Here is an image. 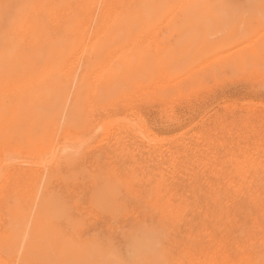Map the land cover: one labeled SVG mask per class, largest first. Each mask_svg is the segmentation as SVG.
Returning <instances> with one entry per match:
<instances>
[{
  "label": "bare ground",
  "instance_id": "bare-ground-1",
  "mask_svg": "<svg viewBox=\"0 0 264 264\" xmlns=\"http://www.w3.org/2000/svg\"><path fill=\"white\" fill-rule=\"evenodd\" d=\"M219 1L217 2L222 3ZM171 2V5L177 9H188L192 5V0H171ZM258 3H260L258 4L259 12L262 14L263 4L260 0ZM165 4L162 0H0V264H69V262L76 264L78 256L71 253L72 249L69 248L70 253H65L69 249L63 247L62 240H59L62 238L58 239L53 230L40 225L39 218L37 219V216L33 214V207H27L29 201L34 199L31 198V192L35 186L42 183L41 180L45 176L51 177L50 174L65 166H76L82 162L81 154L90 152L91 149L111 150L113 142L118 146L126 138L147 141L157 147L159 144H168L169 149L174 151L171 156L173 159L170 160L172 161L170 166L173 169L177 171L179 167L180 169L185 167L187 171L195 170L196 179L188 184L185 182L166 184L163 179L157 182L154 201L159 207L169 210L173 201L179 196L176 192L178 187L176 189L170 187L178 184L181 188L189 190L188 185L191 184L190 190L204 191L201 198L205 200L209 220L223 222L219 232L223 237L238 233L248 240L257 237L259 232H264V178L262 177L264 147H262V141L252 140L251 136H243L239 141H234L233 138L230 139L231 141L215 138L208 126L215 123L216 128L221 123L219 120L217 122L210 120L205 123L202 119L204 123L201 125L198 122H192L188 127L185 126L183 132L166 138H159V134L155 132V128L159 125L180 122L181 118L178 117L179 114L176 115L173 104L190 96V91L194 88L192 86L203 70L200 69L203 65H200L198 68L200 71H196L192 54H171V49L164 50L158 47L159 42L157 43L155 38L157 35L154 33L155 26L153 27L151 23L153 16ZM250 12L254 13L252 10ZM232 13L229 12V16ZM252 13L251 15L256 17V14ZM260 13L258 15H261ZM192 15L191 13L188 15L191 20H193ZM227 18L226 22L230 23L231 17H229L230 20ZM184 21L189 23L190 20L185 19ZM236 21L239 22V17ZM208 23L203 26H209V29L216 28ZM169 24H171L170 21ZM238 24L240 25L241 22ZM243 24L246 26L245 20L241 26ZM261 27L264 28V23ZM196 28L192 27L191 30L200 29ZM239 29L244 31L242 28ZM224 30L226 31V28ZM241 30L237 35L241 34ZM188 34H186L187 37ZM243 35H239L237 39L242 40ZM203 36L200 38L202 39ZM219 36L220 40L222 35ZM189 38L186 40L188 41ZM210 38L212 37H209V41ZM237 39L232 42L235 40L240 42ZM261 39L264 40L262 37L256 41L259 42ZM219 43L217 45L220 46ZM184 44L186 45V41ZM240 45L242 44H239L241 49ZM256 46L257 44L254 48ZM195 48L192 47L193 50ZM208 48H211L210 45L206 49ZM221 49L218 48V50ZM230 52L234 51L230 50ZM239 52L237 54H240ZM229 53L227 51L225 55ZM243 53L246 54L248 51ZM261 53L264 54V52ZM231 57L225 58L227 60L225 64L231 63L229 59H232V62L234 60L233 65L237 62L236 58L233 59V57L238 58L237 55ZM245 57L253 56H243ZM222 64L217 63L216 66L221 67ZM256 64L253 65L261 69L258 68L259 64L258 66ZM242 65L238 66L245 69V64L243 67ZM253 65L249 66L252 68ZM226 67L229 66L226 65ZM236 67L231 69L235 72L231 71L233 73L231 74L233 76L237 73L236 76L239 77ZM205 70L201 72V76L209 77L214 74V69L210 70L208 67ZM263 72H258V74ZM209 79H212L211 76ZM209 81L206 84L212 82ZM150 96L159 98L158 102L160 101L163 106L162 109L158 108L166 114L162 116V121L158 120L159 118H150V116L148 118L141 110H134L135 106H138V103L134 104L138 102V99H150ZM121 102H123L121 107L126 109L125 112L111 113L109 111ZM171 104L173 106H169L170 110H168V105ZM259 106L251 104V106L244 107L249 114L248 117L254 118L252 120L253 130L258 129L260 127L258 124L262 122V119L257 117L259 115H250ZM153 116H156L155 113ZM251 118H248L249 121ZM229 135L232 137L231 133ZM94 142H97L96 145L92 144ZM180 151L190 155L186 157V162H178ZM161 159L165 160L164 157ZM41 171H46L47 175ZM109 178L119 180L116 174ZM105 179L108 180V176ZM94 180L96 181L97 178L95 177ZM130 180L133 181L131 177ZM108 186L106 189L114 187ZM114 191H110L113 192V196L115 193L118 194ZM31 216L34 219L31 220ZM27 225L29 228H26ZM216 241L215 246L219 248L214 249L215 246H212L210 252L207 250L205 253L206 258L203 261L194 259L196 264L201 262H204L203 264H238V262L246 261L245 258L235 260L231 252L232 246L227 248L223 241L219 239ZM219 249L224 250L220 252ZM204 252L205 250L202 251Z\"/></svg>",
  "mask_w": 264,
  "mask_h": 264
},
{
  "label": "rangeland",
  "instance_id": "rangeland-1",
  "mask_svg": "<svg viewBox=\"0 0 264 264\" xmlns=\"http://www.w3.org/2000/svg\"><path fill=\"white\" fill-rule=\"evenodd\" d=\"M163 1L166 4L162 9L157 11L156 15L153 16V21L151 23L153 27L155 26L154 33L155 35H157L155 38L157 40V43L159 42V45L157 44L158 47L164 50L171 49V54L190 53L192 54V59L194 60L193 63L196 71L199 72L200 70L198 68H200V65H203L202 68H200L203 69L201 70V72H204V70L209 67L210 70L214 69V74L209 75V77L204 76L207 79L205 81V78L200 75L203 72L199 73V77L197 78L195 84H193L192 86V88L194 87L195 90L194 88L192 90L190 88V96H188V98L180 99L173 104L175 106L173 107L175 108V110H173L175 111L176 115L179 114V116H177L181 118L180 122L178 124L166 123L164 125H159L158 127H156L155 132L159 134V138L175 136L178 133L183 132V130H185V126L188 127L192 122H198L199 125H201L204 123V121L205 123H207L210 120H216V122L219 120L221 121V123L218 124L216 128L215 123H212L210 124V126H208V129H210L212 136H214L215 138L227 139V141H231L230 139L233 138L234 141H239L243 136H251L252 140H256L257 142L262 141V147H264V72L258 74V72L264 71V69L262 68L264 67V56L262 57V55L264 54L261 53L264 52V40L261 39L260 41H263L261 43L260 41H256V39L258 40L262 37L264 38V28H262L263 26L261 27V25L264 23V16H262L264 15V0H260L262 2L261 4H263V11H261L262 14L259 12V0H257V2H255V0H251L253 2H251L250 0H217L222 3H218L216 0H192V7L190 6V8L188 9L179 8L180 10L171 5V0H162V2ZM195 9L196 11H194ZM251 10L254 13L250 12ZM226 11L233 13L232 15L230 14L231 16H229V12L227 13ZM223 12L226 16L223 14ZM190 13L191 15L193 14L191 16L193 20H191V18L189 19L190 16L188 15H190ZM218 13L223 17L222 20L224 22L221 20L222 17H220ZM251 13L253 15L256 14V17L252 16ZM259 13L261 15H258ZM216 14L220 19L217 18ZM177 16H179L180 18H178ZM226 17H231L230 23H227L229 21L226 22ZM235 17L237 20L239 17V22L236 21ZM169 18H172V20H170ZM209 18H212L211 22ZM173 19H176V22ZM185 19L190 20L192 23L190 21L189 23H187V21H184ZM234 19L236 22L234 21ZM163 20L166 21L163 22ZM179 20L182 21L179 22ZM244 20L246 26L244 24L241 26V24L244 23ZM169 21L171 24H169ZM219 21H221L222 23ZM177 22L180 24H178ZM194 22L197 23L194 24ZM240 22L241 24L239 25L238 23ZM207 23L211 26L213 24V27L215 26L216 28L211 27V29H209V26L204 27ZM157 25L160 26L158 27ZM225 25L228 26L225 27ZM229 25L231 29L229 28ZM234 25L235 27H233ZM192 27H197L196 29L200 28L199 30H201L203 33L200 34L199 32L201 31L199 30H195L197 32L194 33L195 31L191 30ZM224 28H226V31L224 30ZM239 28H242L244 31H246L248 36L246 33H242L244 31ZM208 29L209 32L207 31ZM238 29L241 30V34L239 35L245 34L241 36L242 40L237 39V37L239 36L237 35L239 31ZM248 32L252 34L249 35ZM224 33L226 34V36ZM164 34H167L168 37ZM186 34H188L189 36L187 37ZM214 34L217 35V37ZM202 35L204 36L201 39L200 37ZM219 35H222L220 40L223 38L222 40L224 42L222 40H219ZM260 35L262 36L260 37ZM196 36L200 40L195 38ZM210 36L212 37L210 38L211 42L209 41ZM185 37L191 38H189L187 41ZM157 38L160 40H158ZM213 39L216 40L213 41ZM234 39H237L240 42L236 40V42H232V40ZM225 40L227 42H225ZM185 41L186 45L184 44ZM196 41H198V43ZM216 42H220V46L217 45ZM196 43L197 45H195ZM244 43H246L247 45ZM255 43L257 44L256 48H254L256 45ZM239 44H242L240 45L241 49L247 46L243 50L245 51V53L246 51H248V53L244 54V51L239 48ZM248 44L251 45V47ZM208 45H210L211 48L206 49ZM193 46L196 47L195 50H193L194 48L192 49ZM223 46L227 47L224 48ZM235 47L237 49H235ZM218 48L222 49L218 50ZM248 48L250 52H254L252 53L253 55L249 52V50H247ZM190 49H192L194 52L192 50L191 52H189ZM175 50L177 51L175 52ZM230 50L234 51L232 52L234 54H232L231 52L229 53ZM235 50L238 51L236 52ZM227 51L229 53L227 54L228 56L225 55ZM238 52L242 56H240V54H237ZM232 55L238 56V58L233 57V59L236 58L235 61L237 62L233 65L232 63L234 62V60L232 62V59H229L231 60V63L229 62L225 64V62H227V60H225L226 56L227 58H229V56L230 58H232ZM249 55L253 57H249ZM243 56H248L249 58H243ZM251 58L253 60H251ZM256 59L259 60L257 61ZM205 63L208 64L206 65ZM217 63H219L220 65L222 63L225 64V68L223 64V67H220V65L216 66ZM248 63L251 66L257 63L260 67L257 64L256 65L261 69H257L254 65V68H251ZM230 64L233 65V67ZM242 64H245L246 68L248 69H241V66L239 67L238 65ZM226 65L229 67H226ZM205 66L207 67L204 69L203 67ZM218 67H220L221 70ZM235 67L239 72V77L236 76V73V75H233L236 76L234 78L232 74L235 72L231 69H235ZM216 68L218 69L216 70ZM255 68L257 71L253 70ZM245 70L247 71V73ZM243 71L245 75L244 73H242ZM205 73H207V71ZM225 74L228 75V77ZM215 75L217 76V78ZM210 76L212 79H215H209ZM229 78L231 79V81ZM208 81L212 82L210 84H206V82L208 83ZM213 84L215 86H213ZM194 85L197 87L199 85L200 86L196 88ZM206 85L208 86L205 87ZM201 86H204L202 91ZM194 93L196 96L194 95ZM191 95L193 97H191ZM158 99L159 98H155V96L151 97L150 99H138V102L134 103H138V106L136 105L137 107L135 106L134 110H141L143 114H145V116H147L148 118L150 116V118H159L158 120H160L161 118L163 119L162 116L166 114L165 112L163 113L161 110H159L162 109L163 106L161 105L160 101L158 102ZM122 103L123 102L113 106L111 109H109V111L111 113L125 112L126 109L124 107H121ZM251 104L260 105L259 107H257V110L253 114H250L259 115L257 117L262 119V122L258 124L260 125V127H258V129L256 128V130L252 129V120L254 118L248 117L249 114L244 108L251 106ZM156 105H158L159 107H157ZM173 105H168V110H170L169 106ZM151 107L155 108L152 109ZM154 113L156 116H153ZM248 118H251V120L249 121ZM202 119L204 121H201ZM230 133L232 137H230ZM123 140L124 141L120 142V145L118 146L115 145V142H113L114 144L111 148V150L113 149V151H111L110 149L105 150L106 148H99L91 149L90 152H87L85 154H81L80 152L83 159L82 162H80L76 166H65L60 170H57L56 172L50 174V176L52 175L53 178L52 176H45L43 178L44 181L41 180L42 183L44 182L43 185H41L42 183H39L41 187L38 184L35 187H39H34V190H32L31 192V198L36 199L29 201V205H27V207H33L32 210L34 212H32L37 216V219L39 218L40 225L46 227L48 230H53L58 239L62 238L59 240H62L63 247L65 246V248L67 249H72V251L71 249H69L68 251H65V253H70L71 251V253H73L74 255L76 254L75 256H78V258L81 255L85 256L86 254L85 257H80V259L77 258L76 264H196L194 259H202L203 261L206 258L205 253L207 252V250L210 252L211 247L215 246V244L217 243L216 240L218 239L224 242L225 247L229 248L232 246L231 252L235 260H239L240 258L246 259V261L238 262V264H264V232H259L257 234V237L255 236L249 238L248 240L245 238V236L241 234L238 235V233L228 234L227 236L223 237L219 233L223 222H219V220H216L215 222L209 220L210 216L207 215L208 213L206 210L207 206L205 200L201 198L204 194V191H196L195 187L193 188L195 189V191L190 190L191 184L188 185L189 190L183 189L178 185L179 182H185L188 184L194 181L196 179V176L194 177L195 170L190 169L187 171L185 167L181 169L179 167L177 171L173 169V167L170 166V164L172 163V161L170 162V160L173 159V157L171 156H173L172 154L174 153V151L169 149L170 145L159 144L157 147L156 145L153 146L152 143H147V141H143L140 139L126 138ZM96 143L94 142L92 144L96 145ZM187 156L190 155H187V153L180 151L178 162H186L185 159ZM163 157L165 160L161 159ZM93 163H95V165ZM41 172L44 175H47L46 171ZM115 174L119 176V180L109 178ZM93 175L97 178L96 181L94 180L95 177H92ZM150 175L152 177H150ZM106 176H108V180L105 179ZM130 177L133 181L130 180ZM262 177L264 178V172ZM161 179H163L166 184H172L171 182L178 183L175 186L171 185L173 187H170L174 189L178 187L176 192L179 196H177V198L173 201L174 204L172 203V207H170L169 210L167 208L164 210L163 208L155 204L154 201L156 198L155 188L157 187V182ZM108 185L114 187H109ZM106 186H108L109 188L106 189ZM39 188H41V190H39ZM110 188V191L115 190L114 192L118 193L114 194V196L116 195V197L112 195L113 192L109 191ZM113 188L114 190H112ZM171 190L173 191V189ZM36 193L37 195L35 196ZM38 194L39 197H37ZM44 194L46 195L44 196ZM33 195L34 197H32ZM34 201L36 204L34 203ZM32 218L33 216H31L30 219L32 220ZM28 225L26 228H29L30 225ZM214 236L215 238H213ZM67 245L69 247H67ZM79 246L81 250H79ZM216 248L219 247L216 245L214 249ZM203 250H205L204 253H202ZM223 250L224 249H219L220 252H223ZM80 251L82 252L81 254L78 253ZM58 258L61 259L60 257ZM203 263L204 262H201L200 264ZM69 264H71V262H69ZM73 264H75V262Z\"/></svg>",
  "mask_w": 264,
  "mask_h": 264
}]
</instances>
